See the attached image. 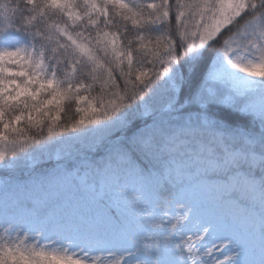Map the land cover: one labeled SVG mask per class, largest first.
Instances as JSON below:
<instances>
[{
    "label": "snow or ice",
    "instance_id": "6c2138e0",
    "mask_svg": "<svg viewBox=\"0 0 264 264\" xmlns=\"http://www.w3.org/2000/svg\"><path fill=\"white\" fill-rule=\"evenodd\" d=\"M0 264H264V0H0Z\"/></svg>",
    "mask_w": 264,
    "mask_h": 264
},
{
    "label": "trees",
    "instance_id": "16d2710c",
    "mask_svg": "<svg viewBox=\"0 0 264 264\" xmlns=\"http://www.w3.org/2000/svg\"><path fill=\"white\" fill-rule=\"evenodd\" d=\"M66 118V117H65Z\"/></svg>",
    "mask_w": 264,
    "mask_h": 264
}]
</instances>
